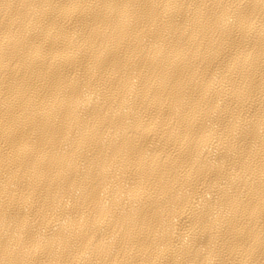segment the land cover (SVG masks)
Segmentation results:
<instances>
[{
  "label": "bare ground",
  "instance_id": "bare-ground-1",
  "mask_svg": "<svg viewBox=\"0 0 264 264\" xmlns=\"http://www.w3.org/2000/svg\"><path fill=\"white\" fill-rule=\"evenodd\" d=\"M0 264H264V0H0Z\"/></svg>",
  "mask_w": 264,
  "mask_h": 264
}]
</instances>
